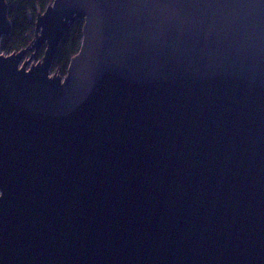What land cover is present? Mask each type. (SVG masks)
Returning <instances> with one entry per match:
<instances>
[{
    "label": "water",
    "instance_id": "obj_1",
    "mask_svg": "<svg viewBox=\"0 0 264 264\" xmlns=\"http://www.w3.org/2000/svg\"><path fill=\"white\" fill-rule=\"evenodd\" d=\"M11 33L0 0V264H264V0H54Z\"/></svg>",
    "mask_w": 264,
    "mask_h": 264
},
{
    "label": "trees",
    "instance_id": "obj_2",
    "mask_svg": "<svg viewBox=\"0 0 264 264\" xmlns=\"http://www.w3.org/2000/svg\"><path fill=\"white\" fill-rule=\"evenodd\" d=\"M12 33L1 42L3 54L8 56L29 47L35 36L36 21L54 0H7ZM83 22H77L66 35L56 55L52 71L66 76L71 60L79 53L83 41ZM46 48L37 53L38 59L45 55Z\"/></svg>",
    "mask_w": 264,
    "mask_h": 264
},
{
    "label": "rangeland",
    "instance_id": "obj_3",
    "mask_svg": "<svg viewBox=\"0 0 264 264\" xmlns=\"http://www.w3.org/2000/svg\"><path fill=\"white\" fill-rule=\"evenodd\" d=\"M44 48H46V47H44ZM33 54H34V51H33L32 53H29L26 59H29V58H30V55H33ZM3 55L8 56L7 54H3ZM42 59H43V58H42ZM42 59H38V57L36 56V57L33 59L32 63H31L30 65H37L39 62L42 61ZM54 75H59V76H61V77H63V78L65 77V76L62 75L59 71H54V72L51 71V76H54Z\"/></svg>",
    "mask_w": 264,
    "mask_h": 264
}]
</instances>
